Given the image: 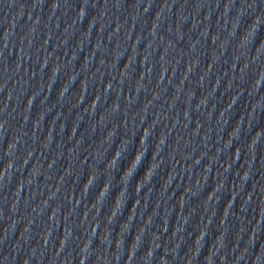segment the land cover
<instances>
[{
	"label": "water",
	"instance_id": "obj_1",
	"mask_svg": "<svg viewBox=\"0 0 264 264\" xmlns=\"http://www.w3.org/2000/svg\"><path fill=\"white\" fill-rule=\"evenodd\" d=\"M264 22V0H0V264H83Z\"/></svg>",
	"mask_w": 264,
	"mask_h": 264
}]
</instances>
